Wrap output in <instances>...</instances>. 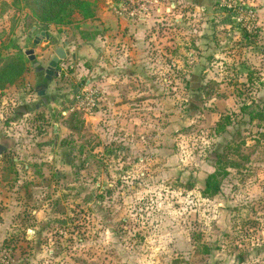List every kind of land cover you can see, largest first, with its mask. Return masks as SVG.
<instances>
[{
	"label": "rangeland",
	"instance_id": "rangeland-1",
	"mask_svg": "<svg viewBox=\"0 0 264 264\" xmlns=\"http://www.w3.org/2000/svg\"><path fill=\"white\" fill-rule=\"evenodd\" d=\"M90 1L46 26L0 0V60L26 64L0 90V264H264V119L241 109L264 112V0H156L127 20ZM80 74L96 106L71 125ZM224 150L237 166L205 197Z\"/></svg>",
	"mask_w": 264,
	"mask_h": 264
},
{
	"label": "trees",
	"instance_id": "trees-1",
	"mask_svg": "<svg viewBox=\"0 0 264 264\" xmlns=\"http://www.w3.org/2000/svg\"><path fill=\"white\" fill-rule=\"evenodd\" d=\"M15 3L16 5L22 4L24 8L30 11L31 18L46 26L63 21L70 22L75 15L86 19L93 17L95 14V5L90 0H15ZM25 71V59L20 54L7 55L4 59H1L0 90L13 86ZM249 106L244 104L241 109L244 111L243 113L247 112L251 120L255 118L264 119L263 109L253 111L249 110ZM75 114L76 112L69 115L68 122L71 125L76 122ZM229 121V116L220 118L216 123V131H223L225 124H228ZM236 166L230 156L227 155L226 150L217 153L215 155L214 170L206 175L201 194L205 197L216 195L220 191L221 180L228 174L229 168ZM192 237L194 240L198 239L196 236L192 235Z\"/></svg>",
	"mask_w": 264,
	"mask_h": 264
},
{
	"label": "built area",
	"instance_id": "built-area-1",
	"mask_svg": "<svg viewBox=\"0 0 264 264\" xmlns=\"http://www.w3.org/2000/svg\"><path fill=\"white\" fill-rule=\"evenodd\" d=\"M156 0H119L117 4L110 5L113 7L114 12L119 16H143L148 14L151 9V5ZM230 7V6H229ZM77 96V105L85 110H92L96 106V94L94 91L85 92V89H82Z\"/></svg>",
	"mask_w": 264,
	"mask_h": 264
},
{
	"label": "crops",
	"instance_id": "crops-1",
	"mask_svg": "<svg viewBox=\"0 0 264 264\" xmlns=\"http://www.w3.org/2000/svg\"><path fill=\"white\" fill-rule=\"evenodd\" d=\"M156 2L157 1H155L152 5H151V9H152V7H155V4H156ZM115 4V3H114ZM201 4V2H195V6H196V8H198L199 7V5ZM201 6V5H200ZM106 9V8H105ZM105 9H103V10H105ZM206 9H209V8H207L206 7V5H205V7H204V9H203V11H206ZM107 11V10H106ZM105 13L106 12H102V14H100V15H98V17H102V18H105ZM114 15H116L117 17H119V15H117L115 12H114ZM116 16H114V17H116ZM120 17H122V19H124V20H127L129 17H127V16H120ZM142 17H144V15L142 16ZM106 28L107 27H98V30H99V33H98V35H99V37H102V39H104V38H106L105 36H106V34H107V32H106ZM36 29H37V27H32V30H33V32H32V35H33V38H38V39H40L41 37H38L39 36V34L41 33V31L38 33L37 31H36ZM46 29V28H45ZM136 32H138V30L137 31H135V32H133V33H136ZM135 34H133V36H134ZM135 38H137V36H135ZM44 39H45V37H44ZM103 42V41H102ZM86 43H88L89 44V42L87 41ZM91 43V42H90ZM88 44H85L86 45V47L87 46H90V45H88ZM138 43L135 41V45H137ZM102 47H105L104 45H101ZM62 47V46H61ZM140 47V45H137V47H136V51H137V49ZM62 49L64 50V52L66 53V49L64 48V47H62ZM102 52L104 53V49L102 48ZM66 57H67V53H66ZM146 59H147V57H146ZM145 59V61L146 62H148V61H150L151 59L150 58H148L147 60ZM135 61H138V58L137 57H135V59H134ZM49 63V62H48ZM83 68H81L80 69V73L81 74H83L82 72H83ZM26 72V71H25ZM25 72L22 74V76L20 77V79L13 85V86H15L20 80H21V78L23 77V75L25 74ZM62 72V71H61ZM54 73V75L56 74L57 76H59L60 75V72H59V69L57 70H55V72H53ZM132 73V72H131ZM130 73V74H131ZM51 74V73H50ZM77 75V81H78V79L79 80H81L83 77H81L82 75ZM44 76L46 75V73L45 74H43ZM49 75V74H48ZM43 76V77H44ZM55 76H52L51 77V79L52 78H54ZM37 79V78H36ZM47 79V78H46ZM49 81H51V80H49ZM83 81V79L75 86V97H74V99H73V103L75 104V107L74 108H76V109H74V108H71L70 110L71 111H73L74 112V110H79V109H82L81 107H78L77 106V102H76V99H77V96H78V94L80 93V88H81V86H82V82ZM48 82V81H47ZM49 83V82H48ZM40 84H37L36 86H37V88H38V86H39ZM13 86H10V87H13ZM10 87H8V88H10ZM8 88H5V89H3V90H6V89H8ZM37 88H36V91H37ZM2 90V91H3ZM44 91H46V87H44ZM44 100V102L46 103V98L45 99H43ZM94 110V109H93ZM69 110H67V111H60V113L63 115V114H67V112H68ZM77 112V111H76Z\"/></svg>",
	"mask_w": 264,
	"mask_h": 264
},
{
	"label": "water",
	"instance_id": "water-1",
	"mask_svg": "<svg viewBox=\"0 0 264 264\" xmlns=\"http://www.w3.org/2000/svg\"><path fill=\"white\" fill-rule=\"evenodd\" d=\"M42 36L45 37V39H50V37L45 33V31H41L38 37ZM54 54L55 56L49 61L48 67L46 69V78H48V74L52 73L54 70L57 69L58 61L66 57V53L64 52L61 46L55 47ZM30 58H32V56ZM43 93L44 89L37 92L38 95H42Z\"/></svg>",
	"mask_w": 264,
	"mask_h": 264
},
{
	"label": "flooded vegetation",
	"instance_id": "flooded-vegetation-1",
	"mask_svg": "<svg viewBox=\"0 0 264 264\" xmlns=\"http://www.w3.org/2000/svg\"><path fill=\"white\" fill-rule=\"evenodd\" d=\"M53 72H55V70ZM45 78H46V75H45ZM41 88H42V86L39 85L38 88H37V92L40 91V90H42Z\"/></svg>",
	"mask_w": 264,
	"mask_h": 264
}]
</instances>
